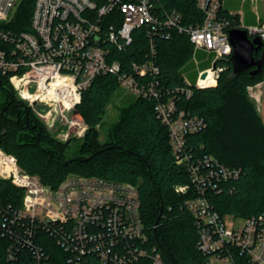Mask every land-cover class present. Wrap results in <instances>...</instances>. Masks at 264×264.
Returning a JSON list of instances; mask_svg holds the SVG:
<instances>
[{"label": "built area", "instance_id": "2783aa9c", "mask_svg": "<svg viewBox=\"0 0 264 264\" xmlns=\"http://www.w3.org/2000/svg\"><path fill=\"white\" fill-rule=\"evenodd\" d=\"M20 3L0 0V74L8 77L18 98L47 122L61 109L71 112L82 122V136L86 125L76 112L82 93L100 75L116 77L124 94L153 102L167 127L174 162L186 168L196 194L184 206L194 218L198 250L228 264H264V211L237 217L233 229H226L207 195L221 182L236 179L240 169L225 167L212 156L193 159L187 137L205 124L176 108L178 93L189 98L192 87H214L225 71L220 61L232 54L230 23L219 14L220 1L197 0L202 22L183 26L180 15L165 9L161 0H105L100 6L91 0H34L29 30L16 32L11 28L17 25ZM139 28L145 30L149 55L123 72L115 53L130 44ZM240 28L264 43V21ZM172 31L186 35L193 53L204 52L211 60L208 68L197 71L193 85L183 75L185 87L169 90L157 80L154 37L169 39ZM263 85L247 88L258 111ZM0 180L23 191L18 207L0 202V264H48L49 255L39 243L43 236L74 257L69 264L85 255L96 256L101 264H132L148 256L135 186L70 174L52 189L22 172L1 148ZM188 189L179 185L174 190L185 194ZM150 257L153 264H162L157 254Z\"/></svg>", "mask_w": 264, "mask_h": 264}, {"label": "trees", "instance_id": "16d2710c", "mask_svg": "<svg viewBox=\"0 0 264 264\" xmlns=\"http://www.w3.org/2000/svg\"><path fill=\"white\" fill-rule=\"evenodd\" d=\"M33 1L21 0L15 13L17 25L11 29L29 30ZM91 1L100 6L105 0ZM161 3L168 11L180 15L183 26L202 22L197 0H161ZM250 3L251 0L243 2L244 19L254 20ZM219 14L229 20L230 29L240 28L237 14L231 15L222 7ZM131 36L130 44L115 53L123 72L132 63L145 62L149 55L145 30L136 29ZM154 38L160 85L169 90L183 88V75L193 85L197 71L192 73V57L197 59L205 53H193L188 37L175 31L169 39ZM260 54L261 50L256 58ZM229 59L220 61L225 71L214 87H192L189 98L178 93L176 108L201 118L205 124L201 131L187 137V151L193 159L212 156L225 167L240 169L236 179L221 182L215 191H209L207 200L220 217L230 213L244 219L264 211V123L247 94L249 86L263 80L264 62L259 74L231 75ZM118 91L116 77L100 75L82 93L76 111L86 130L78 154L64 159L70 142H58L46 132L32 109L18 98L8 77L0 74V148L15 158L22 172L37 177L52 189L70 174L135 186L140 198V220L147 237L142 247L148 256L132 264H153L150 256L155 254L162 264H208L211 256L198 250L194 218L184 206L195 198V191L186 168L174 162L167 127L158 118L154 103L132 98L129 105L117 109L116 122L107 130L105 139L99 141L106 109ZM179 185H189L188 191L176 193L174 189ZM22 195V190L0 180L1 203L18 207ZM39 243L49 255L48 264H69L67 260L74 258L47 236ZM77 264L101 263L96 256L85 255Z\"/></svg>", "mask_w": 264, "mask_h": 264}, {"label": "rangeland", "instance_id": "374dc122", "mask_svg": "<svg viewBox=\"0 0 264 264\" xmlns=\"http://www.w3.org/2000/svg\"><path fill=\"white\" fill-rule=\"evenodd\" d=\"M252 8L258 13V17L260 20L263 18L264 13V0H251ZM245 27L246 26H243ZM210 58L204 56H199L197 58L198 64H193V71L192 73L196 72L197 70L203 69L209 66ZM191 75V74H189ZM188 80L190 79L188 76L186 77ZM261 82H264V77ZM132 98L128 95L124 94L123 91L119 90L115 95L110 104L106 109V114L103 117L102 125L99 129V141L102 142L107 134V130L117 120V109L125 107L130 104ZM257 109V108H256ZM77 112V111H76ZM260 118L264 123V85L261 89V97H260V111H258ZM79 115V114H78ZM80 117V115H79ZM40 121V124L43 125V128L46 132H48L51 136H53L58 142L68 143L70 142L69 146L67 147L64 159H70L78 154L79 148L81 146L80 139L84 136H80L78 134L80 130V122L78 119H73L71 112H66L61 109V112L55 113L52 117L51 121L47 122L39 117H37ZM81 118V117H80ZM82 119V118H81ZM222 221L226 227V229L232 230L235 222H237V217L230 213H225L222 216ZM215 258L211 257L208 264H228L225 261H218L215 262ZM214 261V262H213Z\"/></svg>", "mask_w": 264, "mask_h": 264}, {"label": "water", "instance_id": "95a60500", "mask_svg": "<svg viewBox=\"0 0 264 264\" xmlns=\"http://www.w3.org/2000/svg\"><path fill=\"white\" fill-rule=\"evenodd\" d=\"M228 39L232 47L230 56L231 75L248 72L249 75H256L261 72L264 62L263 43L254 37L250 39L247 32L241 28H234L228 31ZM261 50L259 58L256 54ZM204 75H202V78ZM43 112V109H40Z\"/></svg>", "mask_w": 264, "mask_h": 264}, {"label": "crops", "instance_id": "0c3cea01", "mask_svg": "<svg viewBox=\"0 0 264 264\" xmlns=\"http://www.w3.org/2000/svg\"><path fill=\"white\" fill-rule=\"evenodd\" d=\"M243 2H244V0H224L221 3V7L224 10H227L228 13H230L231 15L237 14L239 16L240 27H242V25L246 26V27L256 26V25H259L260 23H262L264 21V13H263V18L260 20V18L258 17V13L252 8V2L250 3L249 7H250V12L254 17V20H252L251 18L244 19V13H243L244 11L242 8ZM197 52H201V51H197ZM202 53H204V52H202ZM205 56H206V54H205ZM192 59H193V57H192ZM193 62H194V60H193ZM197 71H199V70H197ZM209 262H211V261H209ZM214 263H218V261L215 260Z\"/></svg>", "mask_w": 264, "mask_h": 264}]
</instances>
